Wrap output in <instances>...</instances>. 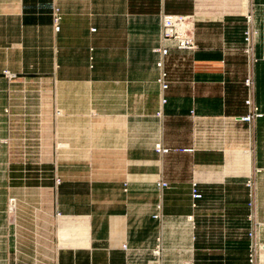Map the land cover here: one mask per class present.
<instances>
[{
    "label": "crops",
    "instance_id": "0c3cea01",
    "mask_svg": "<svg viewBox=\"0 0 264 264\" xmlns=\"http://www.w3.org/2000/svg\"><path fill=\"white\" fill-rule=\"evenodd\" d=\"M242 2L0 0V82L25 96L34 89L41 102L25 110H44L46 99L53 118L55 264H250L246 180L264 168V118H237L248 100L264 113V0ZM249 12L256 63L242 50ZM164 14L194 17L199 47L171 51L166 92L154 52ZM221 144L245 152H229L223 170Z\"/></svg>",
    "mask_w": 264,
    "mask_h": 264
},
{
    "label": "rangeland",
    "instance_id": "374dc122",
    "mask_svg": "<svg viewBox=\"0 0 264 264\" xmlns=\"http://www.w3.org/2000/svg\"><path fill=\"white\" fill-rule=\"evenodd\" d=\"M205 1H209L206 7L211 8L212 2L223 0ZM224 1L231 3L230 7L235 10L247 5L242 0ZM247 15L244 42L249 28ZM242 50L244 52L245 47ZM12 83L0 82V264H55L58 244L48 214L55 195L51 188L57 180L54 177L53 118L46 99L44 110H25L24 106L34 105L36 98L41 102V96L35 97L34 89H30V96L20 94L16 92L18 84ZM205 147L216 149L211 144ZM229 147L219 145L221 155L226 157H221L220 170L227 166L229 152L245 153L244 149ZM237 166L235 169L244 167L243 159ZM246 166L251 170V156L246 157ZM11 200L16 201L13 210ZM258 264H264V255L258 259Z\"/></svg>",
    "mask_w": 264,
    "mask_h": 264
},
{
    "label": "built area",
    "instance_id": "2783aa9c",
    "mask_svg": "<svg viewBox=\"0 0 264 264\" xmlns=\"http://www.w3.org/2000/svg\"><path fill=\"white\" fill-rule=\"evenodd\" d=\"M60 21L61 15L57 9L54 15L56 31L60 30ZM247 23L249 28L245 34L246 46L244 53L250 57L252 63H256L257 59L254 54V47L258 32L254 26L255 18L252 12H249L247 15ZM198 48L192 16L164 14L161 17V45L157 47L154 52L160 56V59L157 62V68L160 70L158 84L162 92L168 91L171 83L170 74L165 66V61L170 57L171 51L195 52ZM3 74L9 80L16 77L8 71H5ZM246 85L250 87L252 85V79H247ZM166 104L167 99H162V105L164 106ZM246 104L250 108V111L246 116L237 118L239 122L250 123L256 119L264 118V113H262L251 100H248ZM161 115V112L157 114L158 117ZM155 150L161 154H169L172 151L171 149L163 148L161 144H157ZM175 151L193 153L194 149H181ZM60 182V179L56 180L57 184ZM156 185L158 188L169 187V184L163 181L157 182ZM246 187L248 189V206L251 210V213L248 216L251 227L247 233L251 241L249 249L250 263L258 264V259H260L261 253L264 252V168L254 170L253 174H251L246 180ZM191 199L193 209H199L198 202L203 199V194L199 188V182L196 180H193L191 183ZM14 201L15 200H11L10 204L12 205ZM155 218H158V216H155ZM188 220L193 223L194 216H189ZM124 248H126V246H124ZM160 254L161 249L158 246L153 251V255L159 257ZM184 264L193 263L186 262Z\"/></svg>",
    "mask_w": 264,
    "mask_h": 264
},
{
    "label": "bare ground",
    "instance_id": "6f19581e",
    "mask_svg": "<svg viewBox=\"0 0 264 264\" xmlns=\"http://www.w3.org/2000/svg\"><path fill=\"white\" fill-rule=\"evenodd\" d=\"M16 206V201H14V203H12V205H11V210H13L12 208H14ZM262 255H264L263 254V252H262ZM262 263V262H261Z\"/></svg>",
    "mask_w": 264,
    "mask_h": 264
}]
</instances>
